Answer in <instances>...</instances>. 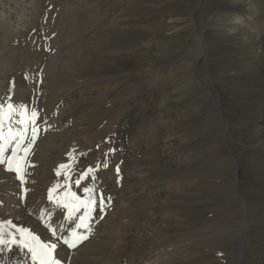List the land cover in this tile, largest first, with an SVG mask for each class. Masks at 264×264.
<instances>
[{"label":"rangeland","instance_id":"374dc122","mask_svg":"<svg viewBox=\"0 0 264 264\" xmlns=\"http://www.w3.org/2000/svg\"><path fill=\"white\" fill-rule=\"evenodd\" d=\"M39 1L43 8H38L42 29L40 33L43 34H38V38L29 34V39L18 46L16 42L26 63L32 67L36 64L43 70L50 57L69 51L75 55L79 53L80 57L87 58V62L81 64L76 72L63 73L65 75H58L61 72L48 73V76L68 92L81 96L91 93L90 97L94 100H89L85 106L88 111L93 109L91 112L98 114L95 118H99L103 112L109 114L111 106L117 109L115 119L110 123L106 124V120L98 123V128H105V134L97 127L92 128L100 136L97 142L101 139V142L95 140V143L90 144L93 165L102 166L98 172L100 175L108 181L112 179L110 177H119V182V173L122 171L111 176L105 167L109 164L119 166L118 161L130 160L129 152L133 147H145L144 140L136 139V127L141 114L144 117L142 121H146L143 130H158V126L165 124L163 132L168 130L172 137L178 138L176 146L179 148L178 162L181 165L178 171L171 170V173L169 170L167 178L171 182L169 185L177 184L180 191L171 193L172 186L170 194L165 196L170 203L166 215L172 232L168 237H159L167 240L154 249V254H166L168 259H163L164 264H264V211L256 213L258 197L255 196L256 200L250 196L246 198L243 195L246 193L241 189V194L231 197L235 199L234 206H242V211L246 212L245 219L222 242L218 236L224 227H220V221L215 222L216 213L222 211L219 207L222 196H226L221 191L228 194L231 187L233 191L237 190L232 177L227 178L225 175L230 171H224L215 179L208 168L211 163L208 156L213 152L216 141L223 140L222 145L228 148L231 161L232 153L242 151L241 145L236 143L237 139L247 149L253 147L256 141L257 145L264 146V115L258 117L264 110V48H253L246 44L247 29L238 31L242 30L241 24L247 28L252 27L253 23L250 24L247 19L250 13L264 16V0H257L259 4L255 8L251 6L253 0H132L133 3L130 1L129 5V0H83L84 4L70 14L73 15L74 23L71 36H68L66 10L72 5L70 2L75 0ZM130 5L129 9L126 8ZM201 5L206 6L205 10L199 11L200 14L197 8ZM224 18H230V24L218 27L219 21ZM35 22L38 24V20L35 19ZM110 22L113 25L109 27ZM208 24L213 26L209 35L205 29L209 27ZM206 37L208 40L213 38L214 43L210 44ZM30 54L35 55L33 59ZM126 54V57H133L130 64L113 68L112 60ZM140 56L144 58L138 59ZM35 81H40L37 75ZM83 98L86 99L87 95ZM78 100H70L69 113H73L72 116L85 108L84 104L82 108L75 105ZM221 102H227L231 108L227 110L221 106ZM9 105H12L11 109ZM44 107L36 105L33 110L36 113L35 119L32 112L27 114L22 104H6L4 115L0 117L1 128L5 132H25L30 124L36 123L39 127L40 121L49 120L48 113L43 111ZM220 116H227L233 125L243 126L244 122L248 123L243 128L237 127V130H225L224 134ZM163 132L158 131V137L165 136ZM91 134L89 132L88 135ZM133 141H137V145ZM251 152L254 154L251 153L247 166L244 168L240 164L239 181L241 186H258L260 180L261 189H264V151L259 152L257 149ZM114 153H117L116 156ZM253 157H258L255 170L259 169L262 179H259L260 174L247 175ZM127 162L121 163L122 167L126 163L124 169ZM90 187L84 191L91 189V192H85L95 202L97 192ZM113 190L110 185L107 186L108 193L103 195L102 202L104 210V200ZM161 214L166 216L165 212ZM85 221L90 224L93 216L85 214ZM213 221L216 225L209 228V222ZM222 243L225 246L220 251L219 245Z\"/></svg>","mask_w":264,"mask_h":264},{"label":"bare ground","instance_id":"6f19581e","mask_svg":"<svg viewBox=\"0 0 264 264\" xmlns=\"http://www.w3.org/2000/svg\"><path fill=\"white\" fill-rule=\"evenodd\" d=\"M130 1L132 2V0H129L128 4L127 2L126 4L129 5ZM39 2L41 1L0 0V8H2L0 9V117L4 115L6 104H13L14 106L22 104L27 109L28 115L31 112L33 113L36 105H44L43 111H46L49 115V120L47 121L49 123L46 120H39V127L36 123L30 124V128L25 132H21L22 130L5 132L0 125V130H2L4 137L3 140H0V146L5 149V163L0 164V223L11 221V224L15 225L16 228L28 229L32 235L39 237L42 243H55L57 247L53 250L54 259L59 260L60 264H164V260L166 261L168 259L166 254H154V249L158 245H163L167 240L166 238L165 240L164 238L159 239V237L162 235L168 237L169 233L171 234L172 232L166 215V210L168 211V205L170 206V203L165 199V196L170 194L173 186V184L172 186L169 185L171 182L167 178V172L169 170L170 172L171 170L173 172L178 171L181 165V162H178L179 148L176 146V143H179L178 138L172 137L168 130L163 132L165 124L158 126V130H143V126H145L144 122L146 121H142L144 117L141 114L136 127L138 128L136 139L144 140L145 147L142 149V146L140 148L137 146V149H135L136 147L132 148L129 152L130 160L128 161L127 159L129 158H127L126 161H122L123 163L128 161L127 166H125L126 169L123 168L126 163L122 167L121 160L118 163H120L122 168L120 165L117 166L118 164L114 166L113 164H109L105 167V170L111 176L122 171L123 175L119 173L121 174L119 182H117L119 177H110L112 179L108 181L105 176L100 175L98 172L102 169V166H94V159L91 157L92 148L90 144L95 143V140L100 138L99 134L94 133L93 127L96 128L99 125L98 123L104 122V120H106V124L110 123L115 119L117 109L111 106L112 109L109 114L106 113V115L103 112L99 118H95L98 114L91 112L93 109L88 111L85 106L86 102L94 100L90 97L91 93L84 94L83 96L87 95V98L84 99L80 94L68 92L62 85H57L48 76V73L54 74L61 72L58 75H65L63 73L76 72L81 64L87 62V58L80 57L81 55L79 53L75 55V53L69 51L65 54L50 57V60L46 62L43 70L40 66H35L36 64L32 67L26 63L25 57L17 46L29 39L31 34H33V38H38V34H41L40 31L42 29L39 25L41 18L38 16V8H43L42 6L40 7ZM70 3L72 5L70 7L68 6L66 10L68 14V36H71L70 31L74 29V23L72 22L73 15L71 16L70 14L77 11L84 2L83 0H75ZM213 4L216 5L215 3ZM258 4L257 0L251 1L253 8L257 7ZM131 5L129 7L126 6V8L129 9ZM205 6L201 5L200 8H197L198 13H200L199 11L205 10ZM7 11H11L12 14ZM35 19L38 20V24L35 22ZM247 19H249L250 24L253 23L251 24L252 27L247 28L244 24H241L242 30L239 29L238 31L241 32L247 29L248 34L245 33L246 44H249L253 48L256 46L258 49H263L264 16L252 12L248 15ZM216 22L212 23L216 24ZM219 22H217L218 27H226L230 24L231 19L224 18ZM112 25L113 22H110L109 27ZM212 27L209 25V27L207 26L205 28L208 35L211 34ZM208 41L210 44L214 43L213 38H209ZM34 56L30 54L31 59ZM126 56L127 54L123 57L114 58L112 60L113 68L124 67V65L130 64L129 61L133 57ZM42 57L40 58L42 59ZM137 58L142 60L144 57L140 56ZM105 63L111 64L110 62ZM46 68L48 69L46 70ZM36 75L40 81H35ZM77 99L80 100L75 101V105L78 108H82V104H84L85 110L80 109L76 116H72L73 113H69L71 111L69 106L70 100ZM221 106L228 108L227 110L231 108L227 102H221ZM261 115H264V110L263 113L257 116L260 117ZM230 120L227 116H220L221 125L223 124L221 128L224 130V134H226L225 130L229 131L231 128L237 130V127L243 128L248 123V121L244 122V120L243 126L240 124L233 125ZM172 125L171 130L173 129ZM33 127L37 130L34 140ZM104 129V127L100 129L103 134H105ZM160 130L165 133V136L158 137L157 132ZM89 132L92 133L90 136L88 135ZM19 133H23V139H20L16 135ZM13 136H16V139L10 142L9 138ZM259 139L260 136H258L257 140ZM222 141H216L213 152L208 156V159H210L209 162H211L208 168L211 170L215 179L223 174L224 171L226 173L230 171L229 174L225 175L227 178L232 177L233 184L237 190L233 191L231 187V191L228 194L221 191V194L226 196H222L223 199L219 205L222 211L216 213L217 220L215 222L220 221V227H224L218 236L223 242L226 235L234 227L242 225L244 223L243 219H245L246 212L244 213L242 211V206H234L235 199L231 197L241 194L242 192L240 191L243 190L246 193V195L243 193L246 198L250 196L256 200L255 196L258 197L256 202L259 201V206L256 213L258 214L264 211V189H261L262 183L259 180L262 179L263 175L260 174L259 169L255 170L258 155V157H253L254 160L252 159L250 169L247 171V175L249 176L260 174L259 181L257 182L258 186H253L249 183V185L241 186L242 183L238 178L240 164L244 168L247 166L250 161L251 150L259 149V152H262L264 151V146L257 145L258 141H256L253 147L247 149L237 139L236 143L241 145L242 151L239 150L240 152L238 153H232L233 161H231L227 153L228 148L222 145ZM17 142H19V147H17ZM98 142H101V139ZM135 142L134 145H137ZM151 143H153L152 147L150 146ZM99 144L102 145L101 143ZM14 148L16 149V155L13 168L9 170L7 159L13 157ZM25 148L28 149L27 152L23 151ZM72 148L74 149L72 150ZM117 157L115 158L117 159ZM228 164L231 165V168ZM17 165L21 169L19 173L15 171ZM61 165H66V167L61 168ZM89 169L92 171L89 172ZM58 172L59 175L57 174ZM85 173L87 175H84ZM21 176L23 177L22 180L20 179ZM82 176L84 177L83 179H81ZM227 178L223 179L227 180ZM77 180H79V184L76 185ZM108 185L111 186L112 190L114 189V192L112 193L111 191L105 198L104 204L106 209L104 210L101 196L108 193ZM88 186H92L90 188H95L94 190L97 192V201L94 202L88 211V214L93 216V221H90L89 224L86 223L87 220H84L83 226L78 227L81 224V217H85L86 210L81 207L78 211H71L70 214V211L64 205L67 201L73 200V198L71 195L66 194L75 193L77 197L82 198L83 201H87L89 197L84 189ZM178 188V185L175 184L171 193L180 191ZM50 189L53 190L51 199L49 198ZM249 200L251 199L249 198ZM73 202L77 203L74 200ZM236 210L238 213L235 212ZM161 212H165L166 216H163ZM103 213L105 214V218L103 217ZM100 217H103V219L101 220ZM213 222H209V228L216 225ZM51 229H55V235H53ZM73 231L77 235L86 236L87 238L78 241L76 247L69 248L63 243V240L69 238ZM7 232H13L16 239H20V234L16 233L15 228L5 225L6 239L8 238ZM224 246L223 243L219 245L220 251L224 250ZM257 248H259V244ZM0 264H33V261L28 249L19 244L11 245L10 247L0 245Z\"/></svg>","mask_w":264,"mask_h":264},{"label":"snow or ice","instance_id":"6c2138e0","mask_svg":"<svg viewBox=\"0 0 264 264\" xmlns=\"http://www.w3.org/2000/svg\"><path fill=\"white\" fill-rule=\"evenodd\" d=\"M12 108V105H9V109ZM36 113L33 112L32 113V117L35 118ZM0 125H2V120H0ZM36 132L37 130L35 129V127H33V140L36 137ZM17 136H19L20 139H23V133H19L16 134ZM3 133L2 130H0V140H3ZM13 139H16V136L10 137L9 141L11 142ZM19 142H17V147H19ZM30 147V145H29ZM23 151L27 152L28 149L25 148L23 149ZM4 152L5 149L4 147L0 146V164L5 163V157H4ZM16 155V149H13V157L12 158H8L7 159V165H8V169L12 170L13 168V162H14V158ZM106 166V165H105ZM61 168H65L66 165H61ZM15 171H17L18 173L21 171L19 165L16 166ZM89 172H91L92 170L89 169ZM117 171H119V169H117ZM59 175V172L57 173ZM84 175H87V173H85ZM84 177L82 176L81 179H83ZM20 179L22 180L23 177L21 176ZM77 184H79V180L76 181ZM52 189L49 190V198L51 199L52 197ZM86 192H91V189H86ZM66 195H71V197L73 198L74 201H79L78 204H76L75 206H73L72 204H65L64 206L69 208L70 210V214L71 211L73 210H79L81 207L85 208L86 210V215L88 214V211L91 209L92 205L94 204V200L91 196H89L87 201H83L80 200L79 197H77L75 195V193H68ZM103 201V196H101V202ZM85 217L82 216L81 217V224L78 225V227L83 226ZM5 225L11 226L13 228H15L16 233L20 234V239L17 240L16 236L13 232H7V236L8 238H5ZM49 227H51L49 225ZM53 235H55V229H51ZM86 236H82V235H77L75 231H73L72 235L69 238H65L63 240V243L65 245H67L69 248H74L77 245L78 241H82L83 239H86ZM19 244L22 247H25L28 249V251L31 254V259L33 261V264H37V262H39V264H60V261L57 259H54L52 257V251L54 249H56L57 245L55 243H42L40 241V238L32 235L31 232H29L28 229H24V228H16L15 225L11 224V221H7L5 223H0V245L5 246V247H10L11 245H16Z\"/></svg>","mask_w":264,"mask_h":264}]
</instances>
